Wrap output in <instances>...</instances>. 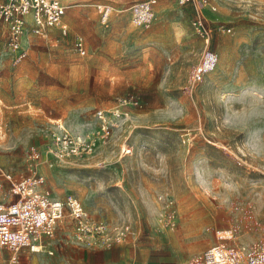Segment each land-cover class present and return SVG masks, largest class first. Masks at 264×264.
I'll list each match as a JSON object with an SVG mask.
<instances>
[{
    "label": "rangeland",
    "instance_id": "374dc122",
    "mask_svg": "<svg viewBox=\"0 0 264 264\" xmlns=\"http://www.w3.org/2000/svg\"><path fill=\"white\" fill-rule=\"evenodd\" d=\"M61 1L68 32L24 35L27 56L17 64L0 36V202L11 189L4 174L29 175L30 146L51 144L58 131L86 145L42 164L49 186L62 198L78 194L90 218L129 225L136 236L88 248L59 234L46 253H22L20 264H192L221 234L263 243L264 0H191L143 28L131 8L149 0ZM100 5L113 7L108 26ZM197 15L219 62L191 88L204 48L188 21ZM77 37L86 55L75 50ZM161 196L175 203L174 229L158 222ZM8 257L0 253V264Z\"/></svg>",
    "mask_w": 264,
    "mask_h": 264
},
{
    "label": "built area",
    "instance_id": "2783aa9c",
    "mask_svg": "<svg viewBox=\"0 0 264 264\" xmlns=\"http://www.w3.org/2000/svg\"><path fill=\"white\" fill-rule=\"evenodd\" d=\"M191 0H178L174 6L172 0H149L132 6V22L135 27L143 28L160 20L161 12L189 3ZM197 2V0H192ZM205 3V0H201ZM100 26H108V18L112 12L109 7H100ZM67 7L61 0H0V28L5 26L6 45L17 64L27 56L22 46V38L26 34L45 37L47 31L63 25ZM204 44L199 61L190 77V87L194 88L202 82L204 76L213 71L219 62L218 55L209 49L212 31L207 29L200 15L189 18ZM222 32H230L221 25ZM75 50L86 55L87 50L82 37H77ZM129 102L138 105L133 97ZM127 103V100H124ZM100 119L103 113L99 112ZM51 144L41 147L32 144L29 148L31 173L16 178L9 173L4 174L10 183L9 200L0 202V253L8 254L4 264H20L23 252L37 253L45 238L53 241L60 238L61 243L76 242L88 248H109L126 242L136 236V231L129 225L111 226L104 221L90 218L78 194L60 197L49 186L48 177L40 167L42 164L52 165L53 159L64 161L77 156L85 142L76 143L69 134L58 131L49 132ZM62 136V137H60ZM126 154L132 151L128 148ZM160 214L158 222L163 228L174 229L177 221L175 203L171 198H158ZM69 235H65L68 233ZM214 242L203 252L201 259L192 264H264V242L246 245L233 235Z\"/></svg>",
    "mask_w": 264,
    "mask_h": 264
},
{
    "label": "crops",
    "instance_id": "0c3cea01",
    "mask_svg": "<svg viewBox=\"0 0 264 264\" xmlns=\"http://www.w3.org/2000/svg\"><path fill=\"white\" fill-rule=\"evenodd\" d=\"M64 5V4H63ZM65 6V5H64ZM104 6H106V7H109L110 9H111V11L113 12V7L112 6H110V5H100V6H98V8H100V7H104ZM67 7V6H66ZM67 10H68V8H67ZM99 10V9H98ZM112 12L110 13V16H109V18H108V22H109V19H110V17H111V15H112ZM98 14H99V12H98ZM66 16H67V13H66ZM65 16V17H66ZM100 16V15H99ZM65 17H64V19H63V25L64 26H66V28H67V30H66V32H63V30L61 29V27H54V28H51V29H49L48 31H47V34H48V32L50 31V30H52V29H56V30H59L60 32H62L63 34H66L67 32H68V30H69V28H68V25L64 22L65 21ZM6 30H5V26L4 25H2L1 26V28H0V36L1 35H3L4 37H5V43H6V32H5ZM26 35H28V34H26ZM31 34H29V36H30ZM33 36H35V35H33ZM47 36V35H46ZM38 37H41V36H38ZM0 108H1V106H0ZM6 137V134H5V132H4V130H3V126H2V124H1V121H0V138H5ZM25 252H27V251H25ZM25 252H23V253H25Z\"/></svg>",
    "mask_w": 264,
    "mask_h": 264
},
{
    "label": "bare ground",
    "instance_id": "6f19581e",
    "mask_svg": "<svg viewBox=\"0 0 264 264\" xmlns=\"http://www.w3.org/2000/svg\"><path fill=\"white\" fill-rule=\"evenodd\" d=\"M225 236H227V235L226 234H221L220 238H223ZM51 242H53V240L51 238H45L44 242H43V245L38 248V252L37 253H42V252L46 253L45 249L50 247ZM49 254H52V252L49 251Z\"/></svg>",
    "mask_w": 264,
    "mask_h": 264
}]
</instances>
